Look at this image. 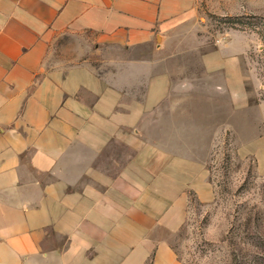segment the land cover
Returning <instances> with one entry per match:
<instances>
[{"label": "crops", "instance_id": "0c3cea01", "mask_svg": "<svg viewBox=\"0 0 264 264\" xmlns=\"http://www.w3.org/2000/svg\"><path fill=\"white\" fill-rule=\"evenodd\" d=\"M198 1L0 0V264H175L156 231L184 219L189 182L212 188L188 159L197 119L169 125L170 94L197 85H154V52ZM63 34L124 53L105 76L52 66Z\"/></svg>", "mask_w": 264, "mask_h": 264}, {"label": "rangeland", "instance_id": "374dc122", "mask_svg": "<svg viewBox=\"0 0 264 264\" xmlns=\"http://www.w3.org/2000/svg\"><path fill=\"white\" fill-rule=\"evenodd\" d=\"M94 41L91 34L59 36L51 65L86 63L100 76L111 73L105 59L123 50L105 47L98 60ZM154 58L162 60L154 85H197L180 107L170 94L169 125L186 121L193 131L197 119L188 159L197 163V185L212 188L204 200L187 182L184 219L161 226L155 239L166 242L175 264H264V0H199L159 41ZM137 95L145 100L144 91ZM176 159L171 166L183 175Z\"/></svg>", "mask_w": 264, "mask_h": 264}]
</instances>
